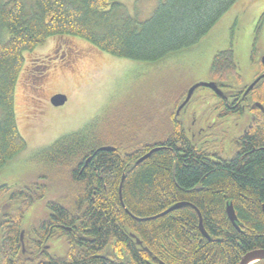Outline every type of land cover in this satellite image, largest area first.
<instances>
[{
  "label": "trees",
  "instance_id": "1",
  "mask_svg": "<svg viewBox=\"0 0 264 264\" xmlns=\"http://www.w3.org/2000/svg\"><path fill=\"white\" fill-rule=\"evenodd\" d=\"M238 1L159 0L145 21L131 16L122 0L2 2L0 170L27 149L18 127L16 90L27 56L49 40L75 38L115 58L158 62L198 44ZM257 55L254 46L253 60ZM210 77L228 93H240L245 88H235L241 78L232 49L214 57ZM263 83L255 86L254 93L262 92ZM169 84L166 90L167 83L152 89L147 109L133 102L121 111L119 101L114 100L91 124L36 154L32 164L39 171L23 186L11 187L15 194L3 216L0 264H20L22 225L33 227L39 220L46 225L45 229L41 225L43 231L54 221L67 227L78 224L79 231L86 228L85 235L95 239L96 249L110 240L120 244L128 257L118 263L85 259L77 252L75 239L72 259L44 264H239L248 252L264 249V125L242 138L232 158L215 162L208 150L194 148L192 139L178 124L176 110H165L167 105L177 109L192 85ZM142 135L149 142L141 141ZM101 147L115 148V152H100L85 167ZM155 148L161 150L135 165ZM38 182L46 186L40 206L33 194ZM52 187L70 192L71 210L68 214L54 206L55 217L47 220L48 198L43 195ZM85 189L87 196L78 197ZM177 203L190 206L147 220ZM228 203L233 205L238 229L227 216ZM200 219L209 239L200 231Z\"/></svg>",
  "mask_w": 264,
  "mask_h": 264
},
{
  "label": "rangeland",
  "instance_id": "2",
  "mask_svg": "<svg viewBox=\"0 0 264 264\" xmlns=\"http://www.w3.org/2000/svg\"><path fill=\"white\" fill-rule=\"evenodd\" d=\"M6 1L9 0H0V4ZM122 2L131 16L145 21L159 0ZM254 46L258 53L256 60L260 61L264 56V0H239L198 44L158 62L115 58L75 38L49 40L44 47L27 56L16 90L18 127L27 149L0 170V185H21L33 177L39 169L32 161L40 150L91 124L114 100L119 101L121 111L133 102L147 109L152 89L162 87L159 85L163 83H167L166 90L171 86L169 82L172 85L210 82L212 61L219 52L232 49L235 53L241 78L236 89L252 84L260 72L259 65L252 60ZM58 94L65 95L67 102L55 107L51 98ZM209 94L205 89L191 100L201 105L195 107L203 116H208L212 110L214 100ZM205 100L206 107L203 106ZM173 109L176 110L174 105L165 107L167 111ZM194 134L199 141L197 129ZM188 135L191 139V134ZM140 140L149 142L146 135ZM204 148L211 151L208 146ZM4 206L0 204V248ZM57 245L66 249L61 240Z\"/></svg>",
  "mask_w": 264,
  "mask_h": 264
},
{
  "label": "flooded vegetation",
  "instance_id": "3",
  "mask_svg": "<svg viewBox=\"0 0 264 264\" xmlns=\"http://www.w3.org/2000/svg\"><path fill=\"white\" fill-rule=\"evenodd\" d=\"M256 58L253 60L252 57V60L255 64L259 65L260 72L255 77V81L264 75V56L261 57L260 61H257ZM261 81H264V78ZM259 83L260 82H258V84ZM250 86L251 84L245 85V88L242 87L243 89H238H242L239 91L240 93L235 94L228 93V89L225 87L220 88L222 91L221 95L211 92L209 95L214 101L211 106L212 110L208 116H203L196 108V105H200L198 102L194 103L190 101V104L188 103L179 114H177V110L183 102L176 109V117H181L178 119V124L181 125L186 133L191 134L194 148L200 151L208 146L211 150L209 151L210 156L215 162L232 158L234 154L238 152L236 148L237 145L242 144V138L252 131V129L264 125V83L262 84L263 88L261 87L262 92L259 93L258 90H256L254 93V87L251 93L245 94ZM206 105L208 104L205 100L203 106L206 107ZM191 106L192 110H190ZM196 129L197 135L200 136L199 141L195 140L196 136L194 133ZM204 139L207 140L204 141ZM26 181L21 185L8 184V187L3 189H10L7 193H3V190L0 191V193H3L0 195V204H2V207L5 205L4 208H9L10 197L15 194V191H13L11 187H21ZM43 187L46 186L38 182L33 191L35 198L38 200L36 205L39 206L42 193H44ZM85 190L80 191L77 196L80 198L83 196V198H85V196H87V190ZM96 192V189H94L93 202ZM21 193L22 191H20V194ZM45 195L48 198L47 200L45 199L46 211L49 213L47 220H50V218H52L51 216L55 217V213L52 211L54 206H57L58 209L68 214L70 213L71 203L68 201L70 192L67 189L52 187V189L45 191L43 196ZM82 208L84 211L87 207L82 206ZM30 214L31 213L28 212V216ZM4 220H6L5 217L1 219L2 232H4ZM41 225L43 226L42 228L45 229L46 225L42 224L41 220H39V224L36 223V226L33 227L28 226L29 228H26L25 225H22L24 228H22L20 232V256H18V258H20V264H44L56 259H72V245L75 239L79 248L77 252L81 253V256L85 259L101 262L107 261L109 263H118L121 260L126 261L128 259L127 254H123L122 252L123 247L110 240L105 241V243L96 249L94 246L96 243L95 239L85 235L87 231L86 228L79 231L78 224L73 227H67L61 222L57 223V221H54L50 223V227L46 231L41 229ZM61 233H65V235ZM60 240L62 244H65L66 249H61L62 246L59 247V245H57V242ZM68 262L70 263V261Z\"/></svg>",
  "mask_w": 264,
  "mask_h": 264
},
{
  "label": "water",
  "instance_id": "4",
  "mask_svg": "<svg viewBox=\"0 0 264 264\" xmlns=\"http://www.w3.org/2000/svg\"><path fill=\"white\" fill-rule=\"evenodd\" d=\"M263 60H264V58H263ZM263 78H264V75H262L254 83H252L251 86L246 90L245 94H249L253 90V88L258 84V82H260ZM201 88L208 89V90L214 92L217 95H221L222 94V91L220 90V88L218 87V85L215 82L193 84L189 88L185 100L179 106V108L177 110V114H179L188 105V103L192 100V97L194 96L195 92L198 89H201ZM66 102H67V97L65 95H62V94L55 95V96H53L51 98V104L53 106H55V107L63 106ZM159 150H161V148L152 149L149 153H147L142 158H140L135 163V165H139L140 163H142L146 159L150 158L153 153H155V152H157ZM114 151H115V148H111V147H101V148H99L94 153V155L92 157H90L86 161L85 167H87L89 165V163L91 162L92 158L94 156H96L98 153H100V152H114ZM124 179H125V175L122 177V181H121L120 188H119L120 199H122V186H123ZM7 187H8V184H1L0 185V191L3 190L4 188H7ZM187 206H190V204H188V203H177L174 206H172L171 208H169L167 211L162 213L161 215H159V216H157L155 218L147 219V220H153V219L165 216V215L171 213L174 210L181 209V208H184V207H187ZM226 213H227V216H228L229 220L238 229L237 218H236V214H235V211H234L232 203H228L227 204ZM200 231H201V233L203 234V236L205 238L209 239V236L207 235V233L205 232V230L203 228L201 219H200ZM22 235H23V233H22ZM131 237L136 240V243H137L138 246L142 247V242L135 235L131 234ZM262 261H264V249H258V250H254V251H251V252H248L247 254H245L243 256V258L241 259L239 264H257V263H260Z\"/></svg>",
  "mask_w": 264,
  "mask_h": 264
},
{
  "label": "bare ground",
  "instance_id": "5",
  "mask_svg": "<svg viewBox=\"0 0 264 264\" xmlns=\"http://www.w3.org/2000/svg\"><path fill=\"white\" fill-rule=\"evenodd\" d=\"M115 152V151H114Z\"/></svg>",
  "mask_w": 264,
  "mask_h": 264
}]
</instances>
